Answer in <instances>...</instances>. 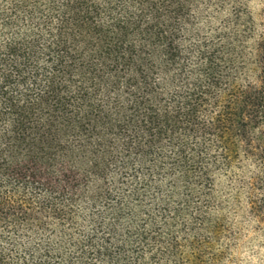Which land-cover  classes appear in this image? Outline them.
Returning <instances> with one entry per match:
<instances>
[{
    "label": "trees",
    "instance_id": "1",
    "mask_svg": "<svg viewBox=\"0 0 264 264\" xmlns=\"http://www.w3.org/2000/svg\"><path fill=\"white\" fill-rule=\"evenodd\" d=\"M261 16L0 0V264H219L216 180L254 214L264 183Z\"/></svg>",
    "mask_w": 264,
    "mask_h": 264
},
{
    "label": "rangeland",
    "instance_id": "2",
    "mask_svg": "<svg viewBox=\"0 0 264 264\" xmlns=\"http://www.w3.org/2000/svg\"><path fill=\"white\" fill-rule=\"evenodd\" d=\"M241 9L252 20L261 19L264 0H239ZM215 195L224 204L222 260L219 264H264V183L253 191L254 214L248 189L227 177H218ZM254 210V209H253Z\"/></svg>",
    "mask_w": 264,
    "mask_h": 264
}]
</instances>
